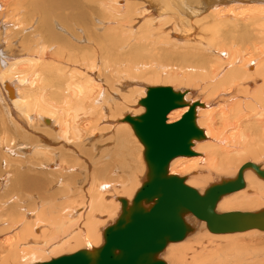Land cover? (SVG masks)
<instances>
[{
    "label": "bare ground",
    "instance_id": "bare-ground-1",
    "mask_svg": "<svg viewBox=\"0 0 264 264\" xmlns=\"http://www.w3.org/2000/svg\"><path fill=\"white\" fill-rule=\"evenodd\" d=\"M140 2L0 0V264L47 262L103 244L119 199L130 204L146 172L143 146L125 118L144 112L138 102L147 88L167 87L153 85L161 79L185 83L173 89L202 104L196 122L205 134L194 142L197 155L173 159L169 174L202 194L216 179L235 177L240 167L233 173L227 165L249 160L264 170V0H166L160 15L142 19L138 39L134 22L147 11ZM172 15L173 29L164 32ZM187 110H173L167 123ZM115 126L120 149L127 135L128 144H140L138 164L129 154L141 173L132 171L143 174L140 186L139 176L133 184L105 181L123 171L104 163L94 140ZM243 178L245 187L224 196L218 213L264 207V180L251 169ZM186 221L194 230L167 245L166 264H264L262 231L210 234L204 222ZM190 240L188 252L177 249ZM248 245L251 252L237 255Z\"/></svg>",
    "mask_w": 264,
    "mask_h": 264
},
{
    "label": "water",
    "instance_id": "water-1",
    "mask_svg": "<svg viewBox=\"0 0 264 264\" xmlns=\"http://www.w3.org/2000/svg\"><path fill=\"white\" fill-rule=\"evenodd\" d=\"M186 92L171 87H149L138 104L144 112L125 120L143 146L146 172L131 203L121 198V211L103 232V244L92 250H78L35 264H166L160 257L170 243L183 241L194 230L186 221L191 215L204 222L213 234L249 230L264 232V207L255 212L216 211L218 202L245 187L247 169L264 180V170L247 162L235 177L211 183L202 194L185 183V177L169 174L177 157H193L195 141L205 139L196 122L199 102L185 100ZM187 107L181 118L167 123V115Z\"/></svg>",
    "mask_w": 264,
    "mask_h": 264
},
{
    "label": "rangeland",
    "instance_id": "rangeland-1",
    "mask_svg": "<svg viewBox=\"0 0 264 264\" xmlns=\"http://www.w3.org/2000/svg\"><path fill=\"white\" fill-rule=\"evenodd\" d=\"M138 1H140V0H138ZM163 1H166V0H145V5L144 4H142L143 3V0H141V4L143 5V6H141V7H146V9H147V11L144 13V14H142V12L141 11H139V16L141 17V20H140V18H137L136 19V21L134 22V28H133V31L135 32L136 31V34L134 33V37H137L138 39H140L141 37H142V35H140L139 34V32H138V27L140 26V24H141V26L144 24V21L142 20V19H144L145 17H150V16H155V14H157L158 13V15H160L161 14V8H162V5H161V3L163 2ZM141 7H139V8H141ZM169 11L171 12V10H170V8H169ZM162 17V16H161ZM169 20V22H167V23H169V24H167L166 26H165V28H167L166 30H163L164 32L165 31H172V29H173V24H172V22H173V20H174V15H172V17L171 18H169L168 19ZM179 20V19H178ZM165 21H167V20H165ZM164 24V23H163ZM162 24V25H163ZM172 24V25H171ZM164 29V28H163ZM162 31V29H159V27H157V28H154L153 30H152V32H151V35H150V37H149V39H150V41L149 42H153V40L156 38V36H157V34L158 33H160ZM138 32V33H137ZM189 34L190 33H188V35L187 36H189ZM197 34V33H196ZM200 34V35H199ZM185 35V34H184ZM183 35V36H184ZM201 36L202 34L201 33H198L197 34V36ZM198 36V37H199ZM131 38V37H130ZM129 38V39H130ZM180 76V75H179ZM167 80V79H166ZM168 83H166L165 82V80L164 79H161V80H159L158 82H154V84L153 85H155V86H159V85H164V84H166V86H169V87H172V88H174V89H183V88H185V83H183V85H182V82L180 81H167ZM130 84V87H131V85H135V81H133L132 83L131 82H129ZM181 84V85H180ZM176 87V88H175ZM117 98H120V96L118 95L117 96ZM135 99H137L136 97H134ZM138 101V100H137ZM137 104V102H135V104L133 103L132 105H127V107H126V105H124L125 107H126V109H125V107H123L117 114H115V115H117V118H116V120H118L120 117H121V115H125V114H128V111L130 110V109H132L131 111H133L134 109L136 110V108H135V105ZM134 105V106H133ZM129 106H130V108H129ZM132 107V108H131ZM127 110L126 112H125V110ZM138 109H141V108H138ZM120 114V115H119ZM119 115V116H118ZM119 117V118H118ZM127 125V124H126ZM127 127L129 128V126L127 125ZM118 127L117 126H115V127H111L109 130H107V131H105V132H102V135H101V133H99L100 134V136L102 137L101 139H95L94 140V143L96 144V146H98L99 147V150H98V152L99 153H101V152H104V155H106L107 154V157L108 158H106V159H104V163H112V165L113 166H111V170H112V168L115 170V171H117V170H120V171H123V172H119V174L117 175V176H114L112 179H105V181H107V182H111L112 181V184L114 183V184H121V182L122 183H125V182H130V183H132L133 184V181H134V179L135 180H137V177H138V179L139 180H137V181H134V184L135 185H138V186H140V178L142 177V175L143 174H139V172L141 173V171H139L137 168H138V165L136 166V167H134V165L135 164H138L137 163V157H138V155H137V153H139V150H137V148H138V144H137V139H136V144H135V146H133L134 145V143H132L131 141H132V138L130 139V137L127 135L126 136V138H125V142H126V144H127V146L125 145V146H122L121 145V149H120V146L118 145V144H116V143H114L115 142V138L113 137L114 135H113V133L115 134V129H117ZM129 130H130V128H129ZM103 135H104V137H103ZM112 137V138H111ZM128 139V140H127ZM114 140V141H113ZM134 142V141H133ZM128 143H132V144H128ZM116 144V145H115ZM140 145V144H139ZM119 146V147H118ZM128 146H130V147H128ZM124 147V148H123ZM126 147V148H125ZM125 149L124 151L125 152H123V149ZM130 148H132L131 150H130ZM136 149V151H135V149ZM119 149V150H118ZM129 150V151H128ZM101 151V152H100ZM109 154H108V153ZM128 152V153H127ZM131 152V153H130ZM133 152V153H132ZM123 153H125L124 155H122ZM129 154H131V155H135V157L134 156H131V155H129ZM128 155H129V157H128ZM115 156H117V157H115ZM124 156H125V158H124ZM140 156L142 157V152H141V154H140ZM132 157V158H131ZM133 157H134V159H133ZM119 158V159H118ZM116 159V160H115ZM129 162H128V161ZM133 160L135 161L134 163H133ZM141 160H142V158H141ZM119 161H120V163H119ZM245 161H249V160H243L242 162H245ZM131 162V163H130ZM143 162V161H142ZM247 162H245V163H247ZM240 163V162H239ZM119 164V165H118ZM242 164H244V163H242ZM126 165V166H125ZM144 165V164H143ZM116 166H117V168H116ZM242 166V165H241ZM240 165H237V164H232V165H227L226 166V171H229V169L230 168H233L234 169V171H233V173L235 172V170L238 168V167H241ZM123 168V169H122ZM134 168L137 170V171H139V172H137V171H132V170H134ZM122 169V170H121ZM239 169V168H238ZM251 172V171H250ZM117 173V172H116ZM134 173V174H133ZM236 173H237V171L235 172V175H236ZM131 174H133V175H131ZM138 174V175H137ZM232 174V173H231ZM253 174V173H252ZM121 175V176H120ZM135 175V176H134ZM137 175V176H136ZM188 174H186V175H184V176H187ZM191 175V174H190ZM193 175V174H192ZM196 175V174H195ZM254 175V174H253ZM119 176V177H118ZM255 176V175H254ZM132 178V179H131ZM255 178H256V176H255ZM115 181H114V180ZM256 179H258V178H256ZM104 180V179H103ZM127 180V181H126ZM214 181V180H213ZM215 181H217V179L215 180ZM117 182V183H116ZM138 184H137V183ZM263 183V182H262ZM263 185H264V183H263ZM86 186L85 187H83L82 189H81V191H80V194L81 193H84V191H86ZM139 188V187H138ZM58 189H60V188H58ZM84 189V190H83ZM232 198H234V197H232ZM232 198H230V199H232ZM115 203H117V201H115ZM119 203V202H118ZM120 204V203H119ZM118 204V205H119ZM255 211V210H254ZM4 217H6V216H2V218L4 219ZM1 218V219H2ZM113 220V219H112ZM109 221H111V220H108V222ZM258 232H260V231H258ZM208 233H210V232H208ZM260 233H264V232H260ZM211 234V233H210ZM244 236H242V238H243ZM249 237V236H248ZM241 238V237H240ZM253 239L255 240L256 238H254V236H253ZM213 240H215V239H213ZM251 239H248V241H250ZM86 242V241H85ZM85 242H84V248H85ZM87 242H89V241H87ZM190 243V244H189ZM192 243V240H190V242H188V244L186 245V244H184L183 246H178L177 247V249L178 248H182L183 247V249H185V252H186V250H187V252L190 250V246L192 245L191 244ZM219 243H221V242H219ZM91 244V243H90ZM188 245H190V246H188ZM74 246L75 245H72V248H74ZM184 246H186L187 247V249L184 247ZM249 246V245H248ZM189 247V248H188ZM247 246H245V248H246ZM253 247V246H252ZM252 247L251 246H249V247H247V248H249V250L246 248V249H244V247H241V250L242 251H240V250H237L238 252H237V255H242V254H244L245 253V255H246V252H251V250H253L252 249ZM243 248V249H242ZM223 250H225V249H223ZM245 250V251H244ZM76 250H70V251H64V252H61V253H57V254H53V255H50V256H47V258L48 259H46V258H43V259H45V261H47V260H49L50 258H53V257H58V256H60V255H65V254H69L70 252L71 253H74ZM254 251H255V253H259L258 251H257V249H256V246H254ZM231 252H234L233 250H228L227 251V253L228 254H231ZM70 253V254H71ZM239 253V254H238ZM241 253V254H240ZM203 255V254H202ZM205 256V257H204ZM206 258L207 256L204 254L201 258ZM161 258L165 261V262H167L166 261V257H164L163 258V256H161ZM211 259V258H210ZM197 262H199L198 260H197ZM212 264H216V262H211ZM27 264H29V263H27Z\"/></svg>",
    "mask_w": 264,
    "mask_h": 264
}]
</instances>
